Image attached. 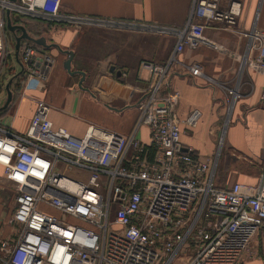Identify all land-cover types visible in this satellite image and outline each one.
<instances>
[{
	"label": "built area",
	"instance_id": "1",
	"mask_svg": "<svg viewBox=\"0 0 264 264\" xmlns=\"http://www.w3.org/2000/svg\"><path fill=\"white\" fill-rule=\"evenodd\" d=\"M242 1L221 7L222 0H193L184 27L145 26L173 35L176 43L165 63L139 64L150 80L128 134L88 125L74 137L53 126L44 100L35 101L25 134L0 126V167L13 190L7 224L14 228L0 239V264H171L179 254L185 264H238L263 227L264 167L255 185L218 187V153L203 161L183 150L180 126L193 127L197 113L183 121L176 116L179 94L169 90V75L179 65L201 76L198 65H182L178 55L201 44L204 23L235 25ZM60 2L0 0V72L15 58L6 12L18 23L134 27L64 13ZM245 37L251 62L264 74V31L252 29ZM15 60L23 93L42 89L53 59L22 41ZM142 127L147 143L137 138Z\"/></svg>",
	"mask_w": 264,
	"mask_h": 264
},
{
	"label": "crops",
	"instance_id": "2",
	"mask_svg": "<svg viewBox=\"0 0 264 264\" xmlns=\"http://www.w3.org/2000/svg\"><path fill=\"white\" fill-rule=\"evenodd\" d=\"M193 0H61L60 10L83 18L130 23L131 29L42 22L41 30L32 27L38 21L22 23L32 37H44L46 43L73 53L70 75L64 68L68 55L54 46L39 47L53 59L43 88L23 93V77L10 84L12 100L0 113V126L15 134L26 133L35 111V101L44 100L50 107L53 126L81 137L88 125L128 134L138 115L137 103L144 97L149 75L139 70L142 61L163 64L176 43L173 35L151 32L145 26L182 28L186 25ZM226 0H222L221 7ZM240 16L233 26L224 22L204 23L203 40L196 49L178 55L182 65H198L201 76L191 77L179 65L169 75V90L179 94L176 116L185 120L197 113L193 127L181 124L180 141L184 151L200 160L218 153L219 169L215 183L227 187L233 183L255 185L264 167V103L260 92L264 74L253 65L254 53L248 50L245 37L252 29L264 31V0H243ZM14 40V39H13ZM14 44V41H13ZM12 44V45H13ZM10 62V61H9ZM10 68L13 77L20 71L15 58ZM120 71L116 77L110 67ZM91 70V72L89 71ZM93 71V72H92ZM20 80V87L14 82ZM6 91L0 92V107ZM137 138L148 142L145 128ZM0 188L8 184L2 178ZM10 187V185L8 184ZM0 205V219L6 220ZM0 239L13 234L14 228L0 222ZM238 264H264V223Z\"/></svg>",
	"mask_w": 264,
	"mask_h": 264
},
{
	"label": "water",
	"instance_id": "3",
	"mask_svg": "<svg viewBox=\"0 0 264 264\" xmlns=\"http://www.w3.org/2000/svg\"><path fill=\"white\" fill-rule=\"evenodd\" d=\"M11 2H14L15 0H9ZM6 29L10 32V34L12 35L13 39H14V52H15V58L17 59L18 57V51L20 48V44L22 41H28L33 43L34 45L41 47L43 49H49L50 47L54 46L55 48L58 49L59 52L67 54L69 57L68 59L64 62V68L67 71L68 74L70 75H80V80L78 81V87L84 91H88L87 89L82 87V82L84 80V76L85 74L81 71H71V67H70V63L71 60L73 58V53L70 51H66V50H61L59 47H57L54 44H47L46 40L44 37H32L28 34L26 28L23 25H17V24H13L11 22V18H10V14L9 12H6ZM109 71L111 73H114L116 77L121 76V72L120 71H115V68L112 66L109 68ZM22 74V69L20 68V71L14 75L13 77H11L8 82L5 85V91H6V99L3 103V105L0 107V113H2L3 111H5L8 107V105L10 104L11 100H12V93L10 91V84L12 83V81L20 76Z\"/></svg>",
	"mask_w": 264,
	"mask_h": 264
},
{
	"label": "rangeland",
	"instance_id": "4",
	"mask_svg": "<svg viewBox=\"0 0 264 264\" xmlns=\"http://www.w3.org/2000/svg\"><path fill=\"white\" fill-rule=\"evenodd\" d=\"M31 21H33V20H31ZM34 21H38V22H36V24L33 25L32 29L34 31L35 30H41V28L43 27V24H42L43 21L36 20V19ZM87 26H91V25H87ZM108 28H110V27H108ZM112 29H117V28H112ZM119 30H121V29H119ZM8 43L12 47V41L9 40ZM10 68H12L11 61L8 64L6 63V65L4 66L2 71L0 72V92L4 91V87H5L6 83L8 82V80L10 79V76L12 75ZM91 70H93V69H89L90 72H91ZM14 85L16 86V88H19L20 87V80H17V82H14ZM217 168L219 169L218 163H217ZM60 171L63 174L74 178V174H73V172L71 170H69V169L63 170V169H61ZM2 178L4 179L3 175H2ZM0 205L2 207L1 208L2 211L5 214H7V216L9 214V216L6 218L5 221L0 219V222L1 221L3 222V227H4L5 223H7L8 220L10 219V215H11L12 209H13V190L6 183H5V185L3 186L2 189L0 188ZM185 262H186V257L184 255H182V254H179L178 258L175 259L174 261H172L171 264H185Z\"/></svg>",
	"mask_w": 264,
	"mask_h": 264
},
{
	"label": "trees",
	"instance_id": "5",
	"mask_svg": "<svg viewBox=\"0 0 264 264\" xmlns=\"http://www.w3.org/2000/svg\"><path fill=\"white\" fill-rule=\"evenodd\" d=\"M12 22H13V23H18V21H16V20H13ZM37 47H38V46H37ZM38 48H39V47H38Z\"/></svg>",
	"mask_w": 264,
	"mask_h": 264
}]
</instances>
